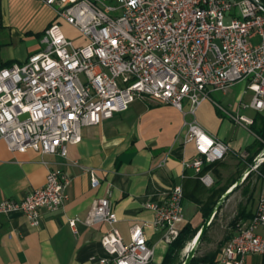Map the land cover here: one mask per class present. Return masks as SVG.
Wrapping results in <instances>:
<instances>
[{
  "label": "built area",
  "instance_id": "built-area-1",
  "mask_svg": "<svg viewBox=\"0 0 264 264\" xmlns=\"http://www.w3.org/2000/svg\"><path fill=\"white\" fill-rule=\"evenodd\" d=\"M39 1L54 6L56 18L72 26L83 42L68 39L55 20L44 29L40 50L0 68V139L11 152L66 159L68 146L81 141L83 127L127 110L135 99L149 98L179 111L186 102L194 115L210 92L244 82L251 98L242 106L264 111V10L256 4L264 0ZM235 120L246 126L253 122L244 115ZM185 126V142L197 153L183 163L185 169L199 174L205 163L224 158L225 143L194 120ZM258 156L255 169L264 161V153ZM89 174L95 187L98 181ZM199 178L212 184L207 174ZM68 185L61 169L49 167L42 187L18 201L1 199L0 214L20 212L38 227L41 210L63 207ZM182 194L175 186L163 203H146L153 221L134 225L127 243L113 226L117 218L109 198H99L85 220L110 226L100 240L109 258L99 262L157 264L144 227L162 230L163 240L171 243L185 223ZM75 223L68 222L71 228ZM252 255H264V184L252 217L237 225L216 264H248Z\"/></svg>",
  "mask_w": 264,
  "mask_h": 264
},
{
  "label": "crops",
  "instance_id": "crops-1",
  "mask_svg": "<svg viewBox=\"0 0 264 264\" xmlns=\"http://www.w3.org/2000/svg\"><path fill=\"white\" fill-rule=\"evenodd\" d=\"M37 4H42L38 12L34 9ZM44 8L48 13L39 17L38 13ZM55 20L61 22L54 9L39 0H0V65L23 62L31 53L40 50V35ZM82 42L79 35L75 43ZM236 85L239 84L230 88ZM230 88L222 91L223 96ZM245 96L248 98L246 101ZM250 98L251 93L242 85L232 103V111L227 112L209 97L196 108L194 115L189 113L190 106L186 102L187 110L179 111L149 98L135 99L127 110L113 114L98 125L83 127L81 141L68 146L66 159L40 155L32 150L11 152L0 139V200L18 201L42 187L49 167L61 169L69 178L65 204L54 212L41 210L38 227L31 225L20 212L0 214V264H101L99 259H108L109 256L100 240L110 226L85 223L99 198H109L117 218L113 226L127 243L134 225L153 221L152 211L144 205L163 203L173 187L180 186L183 193L189 182L194 180L199 181L204 190L213 185L214 188L227 187L217 182L225 161L233 155L229 160L232 162L227 164L236 167L232 182L245 171H240L238 166L241 162L249 165L248 158L256 150L255 137L249 133L248 126L235 120L243 115L241 112L253 111L242 106ZM227 105L231 106V103ZM193 120L208 135L228 146L224 158L202 174L209 175L210 186L202 183L200 174L183 166L185 161L197 157L193 144L185 142V123ZM234 128L239 129L240 135H245L246 141L238 135V138L232 136ZM260 166L262 174L258 168L250 173L256 172L264 184V161ZM218 167H222L219 172ZM90 172L98 181L95 187H91ZM192 187L190 185L189 188ZM261 192L262 189L257 199ZM184 200L187 199L182 197V203ZM189 202L195 210L185 223L195 227L202 214L198 205ZM72 219H76L73 228L68 224ZM144 235L147 244L154 249L155 262L160 264L170 243L163 240L162 230L153 227H144ZM247 262L264 264V255L249 256Z\"/></svg>",
  "mask_w": 264,
  "mask_h": 264
},
{
  "label": "rangeland",
  "instance_id": "rangeland-1",
  "mask_svg": "<svg viewBox=\"0 0 264 264\" xmlns=\"http://www.w3.org/2000/svg\"><path fill=\"white\" fill-rule=\"evenodd\" d=\"M41 5L42 4H37L34 7L36 12H38ZM51 8L54 9L55 7L53 6ZM47 13H48V9L44 8L38 14H39V17H42V16H45ZM59 25H60L62 33L68 39H71L77 43V38L79 37V33L74 28H72V26L68 25L65 22L61 21ZM252 42L257 43L258 38H254ZM238 84L239 85H236L235 87L227 90V93L224 96L222 94V91H216V92H210L209 97L211 99H214L218 104L221 105V107L223 106L222 108L225 109L227 112H230L232 111V108H233L232 103L234 102L235 98H237V96L239 95L240 90H242V85L243 87L245 86L244 82L238 83ZM247 99L248 98L245 96L244 100L246 101ZM228 103H231V106H228L227 105ZM183 110L184 111L187 110V106L185 103H183ZM241 114L250 117L254 114V112L247 110V111L241 112ZM249 133L253 137V134L251 132ZM237 135L241 137L242 140L246 141L245 135L243 133L240 135L239 129L234 128L232 131V136L238 138ZM230 159H233V155H231L228 158V160L225 161L226 165H224L223 168L218 167V172L221 171V168H222V171L218 175L217 182H219V184H222L223 186L230 183L231 180L235 177V173L233 172L236 167L232 168L233 166L227 165L228 163L232 162V161H229ZM249 165H246L244 164V162H241V164L238 167H239V170L241 171V170L248 168ZM213 186H211L210 188H212ZM262 186H263L262 178L256 172H252L250 176L247 178V180L243 181L241 185L238 187V189L234 191L227 198V200L221 205L220 209L217 212L216 217L212 220L211 224L208 226L207 231H206V236L199 243L194 256L196 255L198 257H202L205 254L211 251H214L215 249H217L218 246L221 245V243L224 242V239L226 237L234 234V232L237 229V225L240 223L239 221H236L238 212L241 209H244L246 211H251L254 209L257 196L260 193ZM252 189L254 190L253 192L254 197L250 195V192L252 191ZM204 197L205 195H203L202 199H204ZM182 209H183L184 219L186 221L191 219L194 214V210H195L193 205L189 201L184 200L182 203ZM203 222L204 221L201 216L199 224L195 227H200ZM188 251L189 249L187 250V246H186L181 251L180 258L184 259Z\"/></svg>",
  "mask_w": 264,
  "mask_h": 264
},
{
  "label": "trees",
  "instance_id": "trees-1",
  "mask_svg": "<svg viewBox=\"0 0 264 264\" xmlns=\"http://www.w3.org/2000/svg\"><path fill=\"white\" fill-rule=\"evenodd\" d=\"M11 64L12 63L1 64L0 68L9 66ZM252 118H253V122L251 125L248 126V130L255 137L254 146H256L257 148L254 154L248 158V161L250 163L264 149V115L261 113H255ZM215 165H216V162L205 164L201 172L199 173L200 176L204 174L207 170L213 169ZM257 170L260 174H262V166H259ZM250 174L251 173L247 175L245 180H247ZM235 180L229 183V185H226L227 187H221V188L212 187V188H208L205 190L201 188V184L199 183V181L194 180L192 182H189V187L190 185H193L192 188L184 187L185 189L183 190L182 197L199 206L201 214H202V218L204 221L206 217L208 216V214L210 213V211L212 210V208L214 207L217 200L220 198V196L226 191L227 188H229L235 182ZM188 189H189V192H188ZM253 192L254 190L252 189V191L250 192V195L254 197ZM203 195H205L204 199H202ZM216 215L214 216V218L216 217ZM252 215H253L252 210L246 211L244 209H241L238 212L236 221L248 220L249 218L252 217ZM200 227H193L190 223H185L181 227L177 237L169 244L168 249L165 252L160 264H182L184 259L180 258L181 251L185 248V246L189 242L193 240V238L199 231ZM205 236H206V232L203 235L201 241L205 238ZM229 238L230 236L226 237L224 239V242L227 241ZM224 242L221 243V245L218 246L217 249L205 254L202 257H198L195 255L191 259L189 264H216L217 255L219 251L221 250V248L223 247L222 245L224 244Z\"/></svg>",
  "mask_w": 264,
  "mask_h": 264
},
{
  "label": "water",
  "instance_id": "water-1",
  "mask_svg": "<svg viewBox=\"0 0 264 264\" xmlns=\"http://www.w3.org/2000/svg\"><path fill=\"white\" fill-rule=\"evenodd\" d=\"M256 4L258 6H260L264 10V4L263 3H261L260 1H257ZM262 153H264V149H263V151L260 154H262ZM258 160H259V156H257L256 158H254L253 161L248 166V168L245 169V171L239 176V178L217 200V202L215 203L214 207L212 208V210L210 211V213L208 214V216L206 217V219L202 223L199 231L197 232V234L193 238L192 246L190 247L189 251L187 252V254H186V256H185L182 264H189L190 263L191 259L194 257L195 251H196L199 243L201 242V239H202L203 235L207 231L208 226L211 224L214 216L216 215V213L220 209L221 205L227 200V198L234 191H236L238 189V187L245 180V178L247 177V175L252 170L255 169V165L257 164V161Z\"/></svg>",
  "mask_w": 264,
  "mask_h": 264
},
{
  "label": "bare ground",
  "instance_id": "bare-ground-1",
  "mask_svg": "<svg viewBox=\"0 0 264 264\" xmlns=\"http://www.w3.org/2000/svg\"><path fill=\"white\" fill-rule=\"evenodd\" d=\"M192 241H193V240H192ZM192 241L189 242V243L186 245V246H187V250L190 249V247L192 246ZM186 246H185V247H186Z\"/></svg>",
  "mask_w": 264,
  "mask_h": 264
}]
</instances>
